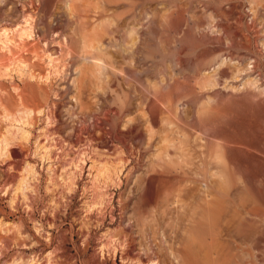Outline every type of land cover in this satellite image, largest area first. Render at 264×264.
Wrapping results in <instances>:
<instances>
[{
    "label": "rangeland",
    "instance_id": "obj_1",
    "mask_svg": "<svg viewBox=\"0 0 264 264\" xmlns=\"http://www.w3.org/2000/svg\"><path fill=\"white\" fill-rule=\"evenodd\" d=\"M245 93L264 0H0V264H264Z\"/></svg>",
    "mask_w": 264,
    "mask_h": 264
},
{
    "label": "bare ground",
    "instance_id": "obj_2",
    "mask_svg": "<svg viewBox=\"0 0 264 264\" xmlns=\"http://www.w3.org/2000/svg\"><path fill=\"white\" fill-rule=\"evenodd\" d=\"M32 2V0H30ZM209 23V22H208ZM37 23H35V26L34 27H37ZM210 25V24H209ZM210 28V26H209ZM57 31V27H54V26H51L50 24L47 25V32H56ZM45 32V31H43ZM211 33H215L214 31H211ZM225 34H227L226 32H224ZM45 34V33H44ZM44 34L41 32V31H37V35L40 36L41 38H44ZM189 35V34H188ZM228 35V34H227ZM40 38V39H41ZM204 39H207V40H204ZM202 38V39H198L197 37L193 36L191 38V36H188V38L186 40L188 41H193V43L197 46V45H205L208 43L209 38ZM220 40V39H219ZM205 52V51H204ZM207 53V52H206ZM216 71V70H215ZM221 94V93H220ZM224 94H222L223 96ZM228 97H233L235 98L236 100L233 101L234 105L233 108L231 107V110L233 112H239V111H244V110H249V108L252 110V109H255L259 112V114L264 118V103L262 101H256V96L251 94V93H245V94H241V95H236V96H228ZM256 99V100H255ZM159 102H160V97L156 94L154 95V99H151L148 103V109L149 111H152V110H156L158 109V105H159ZM111 112H113L111 110ZM115 112V111H114ZM232 112V114H233ZM231 118H228V120H230ZM230 122V121H229ZM232 122V121H231ZM233 124V122H232ZM234 125V124H233ZM232 125V126H233ZM236 125V124H235ZM239 125V124H238ZM237 126V125H236ZM231 127V126H229ZM235 127V126H234ZM232 129H235V128H232ZM226 131V129H224ZM84 131H86V128L85 127H82L80 129V133H83ZM210 131V129H205V132H208ZM224 131V132H225ZM121 135V134H120ZM15 156V155H14ZM257 167L258 170H262V164L261 163H258L255 165ZM11 179V178H10ZM262 194L264 195V189L262 191Z\"/></svg>",
    "mask_w": 264,
    "mask_h": 264
}]
</instances>
